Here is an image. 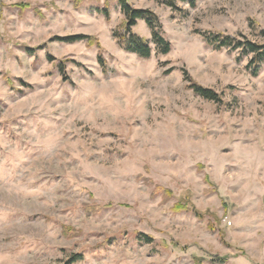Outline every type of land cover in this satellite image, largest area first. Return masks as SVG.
I'll use <instances>...</instances> for the list:
<instances>
[{"label":"rangeland","instance_id":"rangeland-1","mask_svg":"<svg viewBox=\"0 0 264 264\" xmlns=\"http://www.w3.org/2000/svg\"><path fill=\"white\" fill-rule=\"evenodd\" d=\"M128 3L0 0V264H264V0Z\"/></svg>","mask_w":264,"mask_h":264},{"label":"trees","instance_id":"trees-1","mask_svg":"<svg viewBox=\"0 0 264 264\" xmlns=\"http://www.w3.org/2000/svg\"><path fill=\"white\" fill-rule=\"evenodd\" d=\"M121 12L127 20L126 30L124 34L118 35L123 49L131 54L137 55L140 58L148 59L151 57L153 49L148 40H145L136 35L134 28L139 21L145 22L151 29L152 43L156 46V50L161 54H168L171 51L170 43L162 34V27L158 18L149 11L136 10L128 3V0H119ZM108 14V11H105ZM205 40L209 45L217 49L228 48L233 50H241L245 55L251 56L250 66L254 68V75H257L259 69L264 66V44L252 42L246 39H237L230 36H225L221 33H205ZM88 37H75L68 39L69 42H77L87 39ZM190 88L201 98L219 103L220 97L211 89L204 88L196 83H192ZM143 239V238H142ZM147 242H151L149 238H145ZM83 260L81 254L74 255L66 264H75Z\"/></svg>","mask_w":264,"mask_h":264}]
</instances>
